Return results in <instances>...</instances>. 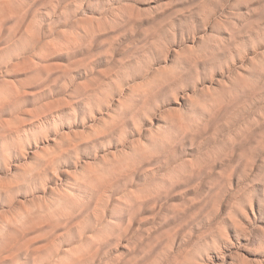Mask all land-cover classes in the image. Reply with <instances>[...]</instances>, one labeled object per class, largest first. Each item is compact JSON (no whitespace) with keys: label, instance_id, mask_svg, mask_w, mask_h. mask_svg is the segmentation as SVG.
I'll list each match as a JSON object with an SVG mask.
<instances>
[{"label":"clouds","instance_id":"clouds-1","mask_svg":"<svg viewBox=\"0 0 264 264\" xmlns=\"http://www.w3.org/2000/svg\"><path fill=\"white\" fill-rule=\"evenodd\" d=\"M0 264H264V0H0Z\"/></svg>","mask_w":264,"mask_h":264}]
</instances>
